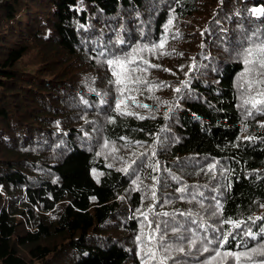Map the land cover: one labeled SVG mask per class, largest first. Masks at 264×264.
I'll list each match as a JSON object with an SVG mask.
<instances>
[{
	"label": "trees",
	"instance_id": "1",
	"mask_svg": "<svg viewBox=\"0 0 264 264\" xmlns=\"http://www.w3.org/2000/svg\"><path fill=\"white\" fill-rule=\"evenodd\" d=\"M255 7L264 0H0V264H144L148 221H167L180 264H207L216 229L244 230L225 218L256 238L221 251L264 245V220L248 221L264 217V113L243 104L239 55L264 39ZM163 35L170 54H139L159 67L136 73L149 83L129 85L136 115H120L107 59ZM153 205L170 215L146 221Z\"/></svg>",
	"mask_w": 264,
	"mask_h": 264
},
{
	"label": "snow or ice",
	"instance_id": "2",
	"mask_svg": "<svg viewBox=\"0 0 264 264\" xmlns=\"http://www.w3.org/2000/svg\"><path fill=\"white\" fill-rule=\"evenodd\" d=\"M253 15L258 17H264V7H255L252 10ZM175 17L170 18L165 25V33L171 30V27L174 25ZM179 32L177 31L174 35V38H179ZM255 35V34H253ZM168 41V36L163 35L158 43H154L149 47V45L145 44L143 47H137L133 49L131 53H127L124 55H112L111 58L107 59V64L111 68V74L115 77L114 83L118 85V91L120 92V98L117 100L115 104V110L120 113V115H136L135 113L127 110V103L130 99L132 103H136L134 97L129 96L127 99L124 96L126 91H138L139 89H132L129 85L136 84H147L149 83L142 76L136 75L137 72L146 73L148 67L156 68L159 65L151 64L149 60L145 59L143 56L139 54L142 52H150L156 53L160 52V55H169L170 53L164 52L163 50L166 47ZM123 43V41H121ZM251 46L243 47L239 55L243 57V63L245 65V70L241 74V80L244 82L247 92V98L244 99L243 104L249 105L251 109L256 110L257 112L264 113V39H259L258 42L256 39L251 40ZM174 51V50H173ZM103 55V53H100ZM139 57V63L137 62V58ZM145 65L146 67H140V65ZM135 65V66H134ZM192 68H196L195 61L193 60ZM168 71L167 69H165ZM190 83V81H184L183 84L185 87ZM161 87L160 84H153L149 89L158 90ZM250 90V91H249ZM175 91L179 93L181 91L180 88H176ZM252 93H255L253 95ZM139 107H147V105H139ZM251 115V112H249ZM143 119V117H139ZM114 122V121H112ZM121 139H124L121 137ZM247 139H254V137H248ZM105 148L109 146L108 142H105ZM112 151H117V149L113 146ZM145 155V154H141ZM152 155H155V152H152ZM135 164L136 161L133 160L131 162ZM216 165L212 164L208 167V171L211 172L215 169ZM153 171L159 170V163H155L152 165ZM122 171L127 172L128 168L122 169ZM134 172L136 170H133ZM153 180L158 182V178L153 176ZM139 177H137L134 183H137ZM138 186V185H137ZM181 193L186 191V188L181 187L178 189ZM155 190H152V197L155 198ZM202 195V194H201ZM264 207V205H261ZM216 208H221L222 205L219 203L216 204ZM153 213L155 216L163 215L169 216L170 214L165 213H155L154 205L149 207L148 212H139V215H142L146 221H148V214ZM216 214V213H213ZM174 215V214H173ZM183 215V213H181ZM257 220H264V217H248V221L255 223ZM247 222L243 220H233L229 218H225L222 221L224 225H230L232 229H244L241 233H237L233 235L232 231H224L220 232V229H216V235L213 238L204 237L206 241L205 245L201 249L203 252H209L208 245L216 243V248L212 249L214 255L211 260L207 262V264H228V261H233V264H264V245L259 247L248 248L246 242L241 240L240 243H237L235 247H242L245 250L243 251H233V250H223L225 245L229 244V237H232L233 240L237 239V237L247 236L249 238L255 239L256 233H254L251 228H245V224ZM164 229H161L160 222L157 221L155 227L152 228V222L148 221L147 227L152 229L149 232L143 233L142 235L137 237V240L141 242V251L144 253V264H149V261H158L159 264H168L169 260H173L175 264H180L175 257L172 256V253L175 252L177 255L185 253V248L182 245L173 246V244L166 242V235L168 232V224L167 221L164 222ZM173 232L178 231L177 228L171 229ZM258 232L264 233V225H262ZM192 245L196 243V241L190 242ZM258 258V259H257Z\"/></svg>",
	"mask_w": 264,
	"mask_h": 264
}]
</instances>
